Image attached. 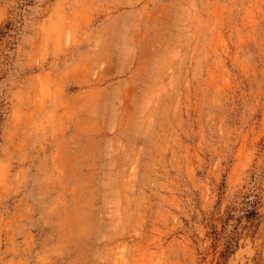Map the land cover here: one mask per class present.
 Segmentation results:
<instances>
[{"label":"rangeland","instance_id":"rangeland-1","mask_svg":"<svg viewBox=\"0 0 264 264\" xmlns=\"http://www.w3.org/2000/svg\"><path fill=\"white\" fill-rule=\"evenodd\" d=\"M0 264H264V0H0Z\"/></svg>","mask_w":264,"mask_h":264}]
</instances>
